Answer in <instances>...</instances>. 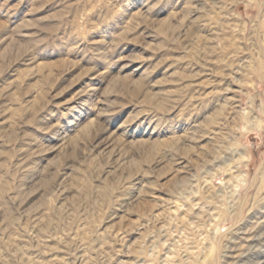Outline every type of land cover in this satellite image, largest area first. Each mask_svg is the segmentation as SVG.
<instances>
[{
    "label": "rangeland",
    "instance_id": "1",
    "mask_svg": "<svg viewBox=\"0 0 264 264\" xmlns=\"http://www.w3.org/2000/svg\"><path fill=\"white\" fill-rule=\"evenodd\" d=\"M0 264H264V0H0Z\"/></svg>",
    "mask_w": 264,
    "mask_h": 264
},
{
    "label": "bare ground",
    "instance_id": "2",
    "mask_svg": "<svg viewBox=\"0 0 264 264\" xmlns=\"http://www.w3.org/2000/svg\"><path fill=\"white\" fill-rule=\"evenodd\" d=\"M243 177V176H242ZM241 179V178H240Z\"/></svg>",
    "mask_w": 264,
    "mask_h": 264
}]
</instances>
